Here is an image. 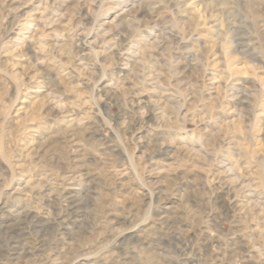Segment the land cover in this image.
I'll list each match as a JSON object with an SVG mask.
<instances>
[{"label":"rangeland","instance_id":"rangeland-1","mask_svg":"<svg viewBox=\"0 0 264 264\" xmlns=\"http://www.w3.org/2000/svg\"><path fill=\"white\" fill-rule=\"evenodd\" d=\"M1 194L0 264H264V0H0Z\"/></svg>","mask_w":264,"mask_h":264},{"label":"bare ground","instance_id":"bare-ground-1","mask_svg":"<svg viewBox=\"0 0 264 264\" xmlns=\"http://www.w3.org/2000/svg\"><path fill=\"white\" fill-rule=\"evenodd\" d=\"M213 5V4H212ZM205 6H206V9H207V11L209 10V6L207 5V3L205 2ZM140 9V8H139ZM143 10V9H142ZM216 10V9H215ZM138 12V11H137ZM141 12V11H140ZM213 12H212V9H211V14H212ZM148 14V13H147ZM213 15V14H212ZM211 15V16H212ZM214 16V15H213ZM156 19V18H155ZM135 29V28H134ZM163 34V33H162ZM187 34V33H186ZM188 35V34H187ZM156 37H158V36H156ZM158 39V38H157ZM160 41V40H159ZM85 42V41H84ZM82 50V49H81ZM130 50H131V48H130ZM128 51V50H127ZM39 90V89H38ZM38 92V91H37ZM39 92H41V91H39ZM76 202V199H74V198H72L71 199V203L70 204H74ZM8 201H7V199L6 200H4V198H3V196H2V194H1V196H0V210L1 209H3L4 207H9L8 206ZM30 207H28V209L24 212V215L26 216V218L27 217H30V215H31V213H30ZM71 211V210H70ZM67 213L69 214V212L67 211ZM9 238V237H8ZM1 255V254H0Z\"/></svg>","mask_w":264,"mask_h":264}]
</instances>
